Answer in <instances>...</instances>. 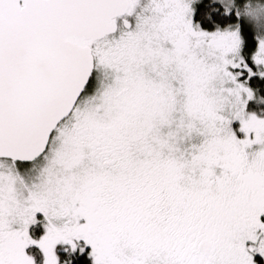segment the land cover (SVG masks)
I'll return each mask as SVG.
<instances>
[{"label":"snow or ice","instance_id":"6c2138e0","mask_svg":"<svg viewBox=\"0 0 264 264\" xmlns=\"http://www.w3.org/2000/svg\"><path fill=\"white\" fill-rule=\"evenodd\" d=\"M0 264H264V0H0Z\"/></svg>","mask_w":264,"mask_h":264}]
</instances>
